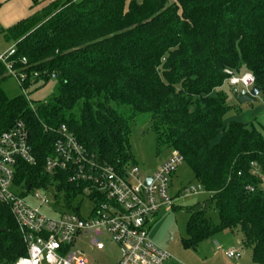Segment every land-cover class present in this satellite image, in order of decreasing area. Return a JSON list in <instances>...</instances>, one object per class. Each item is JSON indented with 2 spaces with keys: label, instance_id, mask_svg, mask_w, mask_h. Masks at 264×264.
Returning <instances> with one entry per match:
<instances>
[{
  "label": "trees",
  "instance_id": "obj_1",
  "mask_svg": "<svg viewBox=\"0 0 264 264\" xmlns=\"http://www.w3.org/2000/svg\"><path fill=\"white\" fill-rule=\"evenodd\" d=\"M1 34L29 77V100L10 98L0 64V136L22 123L37 162H20L18 186L48 184L44 165L62 126L98 164L123 172L135 164L132 125L146 118L158 146L183 155L208 195L203 204L218 212L216 225L200 203L190 207L184 246L238 230L254 264H264V135L225 120L229 73H251L264 97V0H54ZM52 81L51 98L34 105L32 94ZM0 227V264H14L26 246L1 203Z\"/></svg>",
  "mask_w": 264,
  "mask_h": 264
},
{
  "label": "built area",
  "instance_id": "obj_2",
  "mask_svg": "<svg viewBox=\"0 0 264 264\" xmlns=\"http://www.w3.org/2000/svg\"><path fill=\"white\" fill-rule=\"evenodd\" d=\"M15 55L13 45L0 53V64L29 100V91L24 86L29 77L10 61ZM229 74L232 87L250 92L255 86L251 73ZM36 77L38 74H34ZM58 134L54 153L44 165V172L51 179L38 188L43 189V193L33 192L36 187L21 188L15 182L20 162L30 166L37 163L26 127L19 123L0 136V203L10 209L27 251L26 256L14 264H89L85 248L103 251L106 238L121 251L118 264L167 262L169 254L149 237L154 217L163 210H172L179 198L207 194L198 183L185 187L176 196L172 192L171 180L185 163L183 155L172 151L152 175H144L132 166L118 172L113 167L98 164L66 126H62ZM252 167L253 174L258 175L257 165L253 163ZM63 175L76 199L82 197L72 208L60 184ZM148 178L152 181L147 185ZM29 194L34 202L27 200ZM86 201L92 208L88 216H83L80 208ZM226 256L239 260L242 253L230 250Z\"/></svg>",
  "mask_w": 264,
  "mask_h": 264
},
{
  "label": "rangeland",
  "instance_id": "obj_3",
  "mask_svg": "<svg viewBox=\"0 0 264 264\" xmlns=\"http://www.w3.org/2000/svg\"><path fill=\"white\" fill-rule=\"evenodd\" d=\"M13 4L14 2L10 1L9 4L3 7L6 8L5 14L2 12L3 10L0 11V53L6 52L12 46V43H8L4 39L1 30L6 29V27L20 18L27 16L24 4H20L19 7L14 5L17 8L12 6ZM2 88L10 98L17 97L23 93L17 81L12 77L3 83ZM55 88L56 83L52 81L32 94L31 98L34 101V105L50 99ZM232 89L229 85L225 86V91L229 97L228 103L232 107L225 117L226 122L237 121L247 124L249 127L254 126L264 135V97L260 95L255 102L239 105L233 99ZM131 147L135 162L131 166L138 168L144 175L154 174L159 165L174 151L158 146L156 136L151 131V124L146 118H139L132 125ZM171 184L173 187L172 192L176 196L185 187L197 186V181L191 169L186 164H183L173 176ZM33 192L43 193L44 190L35 188ZM207 198V194L179 198L175 202L174 209L163 210L154 217L150 225L149 237L169 254L170 259L164 264H254L251 251L242 248L239 244L241 233L238 230L234 232H219L213 239L202 242L196 248H186L184 246L183 241L187 239L186 229L189 220L188 209L190 207L200 203L199 208L205 211L208 210V216L213 220L214 224H219L218 212L214 206L211 205L209 208L203 204ZM81 199L82 197L77 198L73 202V206L75 207ZM27 200L34 202L30 194ZM90 208H92V204L86 201L80 208L81 214L88 216ZM104 243L106 246L103 251L85 248L89 264L119 263L121 251L118 246L110 238L104 239ZM216 243L221 244V246L217 248ZM230 249L241 251L242 258L238 261L228 259L226 253Z\"/></svg>",
  "mask_w": 264,
  "mask_h": 264
},
{
  "label": "crops",
  "instance_id": "obj_4",
  "mask_svg": "<svg viewBox=\"0 0 264 264\" xmlns=\"http://www.w3.org/2000/svg\"><path fill=\"white\" fill-rule=\"evenodd\" d=\"M10 1H11V2H14V4H13L12 6L17 5V6L19 7L20 4H24V5H25V9L27 10V16L24 17V18H20L19 20L15 21V22L12 23L10 26L6 27V29L9 28V27H12L13 25H15L16 23H18L19 21L28 18V17L31 16L35 11H39V10L43 9V8H44L49 2L54 1V0H35V1H36V4H35V5L33 4V0H0V11L3 10L2 12H3L4 14H5L6 8H3V7L6 6L7 4H9ZM33 5H34V7L36 6L34 11L31 10L32 7H33ZM17 6H14V7L17 8ZM12 8H13V7H12ZM28 11H29V12H28ZM164 161H166V160H164ZM164 161H163V162H164ZM163 162H162V163H163ZM162 163H161V164H162ZM161 164H160V165H161ZM160 165H159V166H160ZM239 244L241 245V242H240ZM220 246H221V244H217V245H216L217 248L220 247ZM241 247H242V245H241ZM242 248H243V247H242ZM230 250H231V249H230ZM230 250H229V251H230ZM238 251H239V250H238ZM241 258H242V257H241ZM239 260H240V259H239ZM236 261H238V260H236Z\"/></svg>",
  "mask_w": 264,
  "mask_h": 264
},
{
  "label": "water",
  "instance_id": "obj_5",
  "mask_svg": "<svg viewBox=\"0 0 264 264\" xmlns=\"http://www.w3.org/2000/svg\"><path fill=\"white\" fill-rule=\"evenodd\" d=\"M260 94H261V89L256 85L251 89L250 92H246L244 89H239L238 87L233 88V99L239 105L248 104L257 101ZM151 181L152 179L148 178L146 184L148 185ZM3 231L4 229L0 227V232Z\"/></svg>",
  "mask_w": 264,
  "mask_h": 264
}]
</instances>
